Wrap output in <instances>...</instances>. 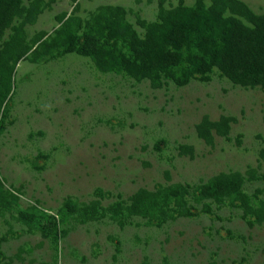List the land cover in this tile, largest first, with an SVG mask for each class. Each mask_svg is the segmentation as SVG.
Segmentation results:
<instances>
[{"label": "rangeland", "instance_id": "1", "mask_svg": "<svg viewBox=\"0 0 264 264\" xmlns=\"http://www.w3.org/2000/svg\"><path fill=\"white\" fill-rule=\"evenodd\" d=\"M20 1L27 7L30 0ZM238 1L255 14L264 13V0ZM179 2L194 4L162 0V6L168 10ZM158 4L43 0L23 26V43L31 50L16 64L0 106V181L20 195L10 212L0 211L4 263L264 264V224L249 226L242 209L229 200L196 203L197 194H189L191 216H180L173 206L146 218L125 215L138 190L187 186L192 193L220 173L241 174L242 192L252 205L264 201L259 156L264 92L259 87L235 86L213 68L205 74L208 81L195 74L177 86L161 78V86L153 88L147 79L102 73L88 57L39 46L54 36L60 15L78 18L83 26L102 6L124 9L126 21L143 37L137 20L156 22ZM20 21L14 18L10 27ZM9 35L10 28L1 30L0 44ZM37 37L42 38L38 43ZM183 65L178 75L188 62ZM204 116L235 118L228 138L213 135L212 146L199 139L195 126ZM180 146L191 147L192 157L179 155ZM249 171L253 180L247 179ZM67 202L72 212L64 207ZM93 203L106 215L84 221L83 210ZM117 203L127 217L122 226L110 218ZM20 213L34 221L25 222Z\"/></svg>", "mask_w": 264, "mask_h": 264}, {"label": "trees", "instance_id": "2", "mask_svg": "<svg viewBox=\"0 0 264 264\" xmlns=\"http://www.w3.org/2000/svg\"><path fill=\"white\" fill-rule=\"evenodd\" d=\"M43 0H30L27 7L21 6L20 0H0V32L10 28L11 35L0 44V106L9 91L16 64L31 50L23 43V26L29 22L31 14L37 11ZM194 0L192 7H185L181 2L171 9H164L159 0L157 21L145 23L137 20L143 29L140 37L125 19L121 7H98L82 26L78 18L57 17L59 28L49 42H36L46 52L54 48L66 53H75L88 57L96 69L102 73H123L136 82L149 80L151 87L161 86L159 80H171L177 86H183L188 79L199 74L203 81H208L205 74L216 68L233 85L242 88L259 87L264 92V13H253L246 4L238 0ZM14 18L21 19L17 26H11ZM81 30V36L77 33ZM81 39V43L79 40ZM188 62L187 70H180ZM235 118L221 116L217 121H210L204 116L195 126L199 139L206 145H213V135L227 139L231 124ZM237 143L239 141L237 140ZM179 155L192 157V148L180 146ZM264 163V150L259 153ZM248 180L255 177L249 171ZM264 180V174L261 176ZM245 178L237 173H220L206 183L195 187L190 193L187 186H172L156 191L138 190L129 198L130 205L125 208L126 216L143 218L164 214L172 209L180 216H191L186 197L197 194L196 203L202 200L218 205L225 200L237 203L242 209V218L249 226L264 224V201L256 205L248 195L242 192ZM0 181V211H11L12 203L20 196L4 189ZM261 193V191H256ZM5 204V208L1 205ZM121 203L111 207L110 218L119 226L126 221ZM171 205V206H170ZM64 207L72 212L67 202ZM170 207V208H169ZM209 212L208 205H203ZM25 222L32 215L19 214ZM106 211L98 203L85 207L83 220L96 221L103 218ZM28 219V220H27ZM60 222V219L58 220ZM4 238H0V243ZM4 257L0 252V264Z\"/></svg>", "mask_w": 264, "mask_h": 264}]
</instances>
